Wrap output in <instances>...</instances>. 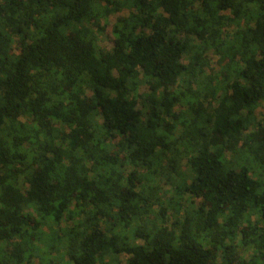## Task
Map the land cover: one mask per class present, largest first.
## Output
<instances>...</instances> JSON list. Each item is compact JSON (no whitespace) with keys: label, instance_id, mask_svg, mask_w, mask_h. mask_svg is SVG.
<instances>
[{"label":"trees","instance_id":"16d2710c","mask_svg":"<svg viewBox=\"0 0 264 264\" xmlns=\"http://www.w3.org/2000/svg\"><path fill=\"white\" fill-rule=\"evenodd\" d=\"M62 246L264 264V0H0V264Z\"/></svg>","mask_w":264,"mask_h":264},{"label":"rangeland","instance_id":"374dc122","mask_svg":"<svg viewBox=\"0 0 264 264\" xmlns=\"http://www.w3.org/2000/svg\"><path fill=\"white\" fill-rule=\"evenodd\" d=\"M119 15L120 14H117V15H113L111 17V19L109 21V25L106 28V32L102 36L101 45L107 50H111L113 47L112 25L115 23V21ZM210 58H211L212 67L218 68V65H217L218 56H216L213 53H210ZM262 111H263V109H262V107H260L258 110V113L262 114ZM163 187H164V190L169 189V185L164 184ZM193 201H194V204L198 205V206L201 203V199H199V198H193ZM72 222H70V223L65 222L64 224H62V226L70 225V224H72ZM75 222H76V220L73 223L75 224ZM45 231L47 233L49 232L48 230H45ZM41 247H43V245ZM64 253H66V252H65V249L63 246L60 247V251L59 250L58 251H51L50 253H49V251L48 252L39 251L38 255L36 257L32 258V264H39L40 260L43 258H46L47 256H50L52 259L59 260L60 264H64V261L61 260L62 257H63V259H66L63 256ZM126 258L127 257L124 255L120 256V261H121L120 264H126L125 263Z\"/></svg>","mask_w":264,"mask_h":264}]
</instances>
